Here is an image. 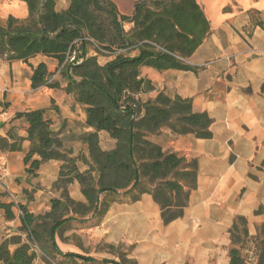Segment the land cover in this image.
I'll list each match as a JSON object with an SVG mask.
<instances>
[{
    "label": "trees",
    "instance_id": "16d2710c",
    "mask_svg": "<svg viewBox=\"0 0 264 264\" xmlns=\"http://www.w3.org/2000/svg\"><path fill=\"white\" fill-rule=\"evenodd\" d=\"M17 1L27 6V16L22 22L8 16L5 25L0 23V61L28 65L34 91L43 87L60 89V81L65 82V94H71L85 108V123L95 132L83 137L89 169L81 172L77 167L79 157L63 148L58 132H53L44 119L43 110L15 115L14 119L28 125L26 139L30 146L23 159L26 173L35 177L42 163L59 161L53 188L62 191L60 199L51 201L50 213L42 216L17 206L19 231L26 239L22 241L20 235L1 239L0 264H33L37 257L31 244L46 260L60 257L57 264H136L124 252L118 253L117 261L63 254L55 236L74 220L90 216L99 222L116 200L136 201L145 193L157 204L163 224L183 216L189 193L197 186L198 164L195 159L162 150L149 138L167 128L175 135L210 139L212 120L204 112L195 113L189 99H171L160 92L142 103L135 96L153 90L150 81L139 77L142 66L156 71H195L183 60L209 35V21L198 0H139L130 15L120 14L112 0H67L64 10L57 9L55 0ZM126 24H131L128 30L124 29ZM89 46L95 49V56L87 55ZM113 49L120 53L104 65L97 63L98 52ZM72 52L78 64L69 62ZM38 55L57 61L59 80L53 79L45 64L34 67L29 63ZM99 131L115 140L112 150L99 148ZM21 143L19 138L11 143L0 138V151H20ZM73 181L80 185L85 203L68 197L67 188ZM4 196L0 192V211L12 221L16 205L3 202ZM229 237V264H246L242 251L251 238L256 264H264V225L249 237L248 222L236 216ZM106 247L109 251L122 249L120 245L116 249Z\"/></svg>",
    "mask_w": 264,
    "mask_h": 264
},
{
    "label": "crops",
    "instance_id": "0c3cea01",
    "mask_svg": "<svg viewBox=\"0 0 264 264\" xmlns=\"http://www.w3.org/2000/svg\"><path fill=\"white\" fill-rule=\"evenodd\" d=\"M199 3L210 33L183 60L195 71H156L142 66L139 77L150 81L153 90L135 96L142 103L160 92L171 99H189L195 113L204 112L212 120L210 139L175 135L167 128L149 138L162 150L198 164L197 186L189 193L183 216L163 224L157 204L147 193L136 201L116 200L99 222L87 216L63 226L55 236L63 254L117 261L118 256L107 253L106 246L116 249L120 245L136 264H229V229L234 218L246 219L249 237L264 225V0ZM87 55L95 53L89 50ZM100 58V65L109 60ZM29 63L34 67L43 63L49 73L59 70L55 59L42 55ZM31 74L25 63L0 61V138L10 143L22 139L20 151H0V192L5 194L3 202L19 203L34 216H42L50 213L52 200L61 198V190L53 188L60 162L42 163L35 177L28 176L23 163L30 146L28 125L14 119L15 115L43 110L63 148L79 157L81 172L89 169L83 137L95 131L85 123V108L65 94V82L60 81V89L34 91ZM96 135L101 150L114 148L115 140L105 131ZM67 194L76 202H86L75 181ZM13 212L15 218L7 221L0 211V240L17 235L20 213L16 207ZM242 252L256 258L252 238Z\"/></svg>",
    "mask_w": 264,
    "mask_h": 264
},
{
    "label": "rangeland",
    "instance_id": "374dc122",
    "mask_svg": "<svg viewBox=\"0 0 264 264\" xmlns=\"http://www.w3.org/2000/svg\"><path fill=\"white\" fill-rule=\"evenodd\" d=\"M112 1L114 2V4L117 5L118 11L120 13H122L124 15H126V14L130 15L132 13L133 6H134L135 2H137L139 0H112ZM55 3H56V5H58L57 9L60 10V9H63L66 7L67 1L65 2V0H55ZM8 16H11L15 20L22 22V20L27 16V8H26L25 4H23V2L20 3L17 0H0V23L2 25H5L6 20L8 19ZM130 27H131V24L124 25L125 30H128ZM88 49L91 50L93 53L95 52V49H93L92 46H89ZM117 53H120V51H118L116 49H113L111 52L100 51L97 53V57H101L100 60H102V58L108 59V58H112V56H114V54H117ZM51 74H53V77H54L53 79H58V80L60 79L58 72L53 71ZM52 190H54V189L51 188V191ZM28 195H29V192H27L26 197ZM120 198L128 199V197H120ZM15 205L17 208V206H19L21 204L16 203ZM17 210H18V208H17ZM17 230H18V232H17L16 237H18L20 235L21 236L20 239L22 241H25V239H26L25 235L22 234L19 231V229H17ZM31 245H32V251L35 252L36 257H37L34 264H57L58 260H61L60 257H58L57 261L46 260V258L42 256V254L40 253L38 248L34 244H31ZM120 252H123V250L122 249H117V250H113V251L108 250L107 253H111L115 256H118V253H120ZM247 252H250L249 248H247ZM97 260H99V259H97ZM245 260H246V264H256V259L254 258L253 255L249 256L248 254H246Z\"/></svg>",
    "mask_w": 264,
    "mask_h": 264
},
{
    "label": "built area",
    "instance_id": "2783aa9c",
    "mask_svg": "<svg viewBox=\"0 0 264 264\" xmlns=\"http://www.w3.org/2000/svg\"><path fill=\"white\" fill-rule=\"evenodd\" d=\"M75 56H76V53L75 52H72L68 55V58H69V62H76V59H75ZM79 62H76V64H78Z\"/></svg>",
    "mask_w": 264,
    "mask_h": 264
}]
</instances>
